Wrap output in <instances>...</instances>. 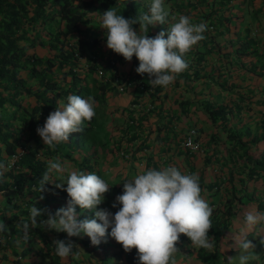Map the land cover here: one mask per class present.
I'll list each match as a JSON object with an SVG mask.
<instances>
[{"label": "crops", "instance_id": "obj_1", "mask_svg": "<svg viewBox=\"0 0 264 264\" xmlns=\"http://www.w3.org/2000/svg\"><path fill=\"white\" fill-rule=\"evenodd\" d=\"M164 3L168 10L178 0H165ZM212 6L218 10V15H221V9L227 8L222 13L230 16L232 20L228 26L221 27L206 20L205 23L211 27L203 33L205 38L186 54L188 68L167 88L154 87L157 95L149 94L134 82H120V79L124 80L138 67L139 62L135 56L131 61H125L122 57L117 61L116 70L110 75L107 74L114 87L108 93L111 101L108 102L107 97L105 106L112 104V113L119 117L124 105L130 110L134 109L132 112L135 111L139 116L133 125L123 128V136L118 138L113 152L107 156V160L112 157L114 163L104 161L102 164L95 163L94 167L102 179L122 186L123 181L132 179L145 169H152L154 164L159 168L176 166L185 174L195 173L200 178L202 197L213 208V214L218 212L219 215L226 202L232 198L231 193L226 191L229 187L226 174L218 170L219 162L229 150V142H214L222 139L226 131L232 130L242 137L252 155L264 153V0H229L223 4L221 0H213ZM187 9L194 18V14L203 12L190 6ZM192 17L189 16L191 22L196 24ZM97 19L91 17L89 24L85 25L87 29L95 32ZM157 33L159 31L154 26L147 35L151 37ZM246 40L254 42L247 46L248 53H235L234 48ZM144 79L149 83L147 74ZM115 89L121 94L114 93ZM133 103L138 105L137 108H131ZM207 104L228 106L230 111L226 119L211 120L205 110ZM104 112L108 113V110ZM190 126L197 129L199 148L195 151H189L180 145L186 129ZM117 131L119 132L118 129L112 130L110 134ZM216 133L218 135L213 136ZM261 163L264 167V156ZM5 164L4 170L14 168H6ZM259 174L258 179L248 183L246 193L241 195L239 202L233 198L234 214L223 228V236L218 242H214L213 250L195 248L181 234L177 244L179 251L174 254L175 264H229V258H232L231 264L239 263L242 253L236 246L235 239L243 227L244 213L256 210L258 201L264 198V168ZM55 179L57 182L62 180L56 177V172ZM216 183L217 191L214 189ZM59 200L60 192L54 187L47 188L40 196L24 193L5 199L0 193V218L7 228L0 232V264H37L35 246L23 249L26 241L22 238V229L16 224L17 220H11L12 209L15 208L16 212L26 210L27 215L21 216L27 220L31 205L40 204L58 210L61 208ZM52 204L56 205L51 206ZM67 206L66 203L65 207ZM76 212H80V209ZM112 213L115 214V211ZM40 220L38 219V224ZM77 220L82 221L78 217ZM39 227L51 237L48 229L43 225ZM259 227H264V222L248 232L247 238L254 239V234V237L261 240L259 248L264 256V234L256 232ZM110 230L109 228L108 231ZM211 232L212 229L209 230L210 237ZM6 233L8 237L5 241ZM34 233L29 231V236ZM64 234L68 242L74 245L73 254L68 257L73 264H138L136 250L125 253L122 246L110 236L106 235L99 245L93 246L86 235L68 237ZM33 237L38 243L42 242L38 234ZM248 264L252 262L249 261Z\"/></svg>", "mask_w": 264, "mask_h": 264}, {"label": "trees", "instance_id": "obj_2", "mask_svg": "<svg viewBox=\"0 0 264 264\" xmlns=\"http://www.w3.org/2000/svg\"><path fill=\"white\" fill-rule=\"evenodd\" d=\"M212 1L186 0L183 3V0H178V3L168 11L177 17L184 15L191 18L187 9V6H190L203 11L199 12L201 15L194 14L196 17H192L196 24L208 20L215 26H228L232 19L222 13L227 8L221 9V15H218ZM221 1L222 4L229 2ZM151 2L152 0H0V165H3V168H0L2 173L0 193L5 199L24 193L40 196L51 187L58 190L55 184L59 182L56 181L53 171L50 174V181L53 182L45 184L44 191H39L40 181L48 163L56 158L63 163V158L69 155L67 151L61 152V146L80 152L79 161L69 157L75 170L100 176L91 158L97 153V149H106L107 141L103 134L106 135L107 130L103 128L101 118L108 93L114 87L112 79L107 77V74L110 75L116 70L117 61L122 56L107 47L102 53H96L95 47L106 45L105 30L104 34L97 35L85 25L89 24L91 17L101 21L103 12L109 8H114L117 14L123 15L126 19L139 16L148 12ZM155 26L159 32L168 27L160 24ZM138 27V24L133 25L134 29ZM253 43L249 40L244 41L234 48L235 53H248L246 48ZM125 81L134 82L149 94L157 95L156 88L146 83L144 76L137 74L136 71L124 80L120 79V82ZM73 94L84 99L91 96L95 101L93 107L96 114L90 122H85L81 132L70 134L69 141L57 145L55 149L49 148L44 145L36 129L42 127L47 116L66 104L67 97ZM122 108L120 115L123 122L119 125V132H115L121 136L124 134L123 128L133 125L139 116L135 111L132 112L133 109L130 110L126 106ZM205 110L211 120L220 118L223 121L230 108L226 105L207 104ZM224 134V137L214 144L218 141L229 142V150L219 162L218 170L225 172V179L229 185L226 191L231 193L232 198L226 202L219 215L218 212L212 214L211 235L215 243L223 236V228L234 214L233 198L239 202L241 195L246 193L248 183L258 179L259 172L264 168L261 163L264 153L252 155L242 137L232 130ZM17 152L19 153L13 161L15 167L4 170L5 161ZM152 169L160 168L154 164ZM105 181L111 190L105 194L103 203L109 211L116 212L120 205L117 204V207L113 208L112 204L116 196L122 194L123 186L111 180ZM214 189L218 190V183L214 185ZM58 191L61 200L68 204L67 193L64 190ZM36 206L45 210V215L38 219H45L47 213L54 214L57 210L40 204ZM78 208L77 206V211ZM256 210L260 213L264 211V198L258 201ZM5 211L6 209L4 213ZM11 214L13 218L11 220H17L18 226L27 221L21 216L27 215L26 210L16 212L13 208ZM93 214L94 212L86 211L78 212L77 216L84 220L94 218ZM29 231L35 233L29 236L23 249L35 246L37 264H73L68 258L61 259L55 255L53 242L55 240L68 242L63 232L48 230L51 234V237H48L40 227ZM35 234L39 235L41 243L33 239ZM5 237L6 241L8 233Z\"/></svg>", "mask_w": 264, "mask_h": 264}, {"label": "clouds", "instance_id": "obj_3", "mask_svg": "<svg viewBox=\"0 0 264 264\" xmlns=\"http://www.w3.org/2000/svg\"><path fill=\"white\" fill-rule=\"evenodd\" d=\"M137 24L138 29H134L133 25ZM157 24L168 27L155 36H148L150 27ZM100 28L105 30L107 49L125 61L135 56L139 62L136 73L147 74L152 87L167 88L188 68L185 56L205 38L203 33L208 25L205 22L194 24L188 16L171 15L164 0H152L147 13L130 19L109 8L103 12ZM94 103L91 96L84 99L80 95H69L67 103L51 112L42 127H37L36 132L44 145L55 149L69 141L70 134L81 132L85 122H90L96 114ZM53 171L67 173L55 187L67 193L68 206L54 214L47 213V218L38 224L45 210L31 205L28 219L21 225L25 241L29 239V230L40 225L64 232L68 237L86 235L93 246L99 245L107 235L120 244L125 253L135 249L138 264H175L174 254L179 251L177 244L181 234L195 248L208 251L214 248V238L209 236L213 208L202 197L200 178L195 173L185 174L171 165L158 170L146 169L123 181V192L112 204L113 208L117 204L120 207L113 214L103 208L96 210L111 190L109 184L95 173L69 169L59 158L48 163L40 181V192L45 190V184L53 182L50 181ZM77 206L81 213L94 212V218L78 222ZM262 222L264 213L255 209L244 213L243 227L235 239L236 246L246 253L239 256V264H248L256 258L249 251L255 246L247 239V233ZM6 230V225L0 222V232ZM53 243L55 255L61 259L73 254L71 242L55 240Z\"/></svg>", "mask_w": 264, "mask_h": 264}, {"label": "rangeland", "instance_id": "obj_4", "mask_svg": "<svg viewBox=\"0 0 264 264\" xmlns=\"http://www.w3.org/2000/svg\"><path fill=\"white\" fill-rule=\"evenodd\" d=\"M165 2V0H164ZM166 6V4H165ZM99 24V25H98ZM95 33L97 35H102L104 34L102 28H100V21H97V23H95ZM96 53H102L103 51L106 50V45H102V46H98V47H95L94 48ZM118 66V64H117ZM120 66V65H119ZM119 86V85H118ZM114 93H118V94H121L120 91H118L117 89H115V92ZM108 98V102L111 101V97H109V95L107 96ZM113 105L108 103L104 110H108V113L104 112L101 120H102V124H103V128L104 129H107V134H103V137L105 136L106 138V149H97V153L94 154V156L91 158V161L95 164V163H99V164H102L104 163V161L110 163V164H113L114 163V159H112V157L107 160V156H109V153L110 152H113L112 150H114L115 148V144L118 140L119 137H122L121 135H117L115 133H111L110 132L112 130H116V129H119V125H122V122H123V119H121V116L119 117L118 115H114V113H112L114 111V108L112 107ZM125 106V105H124ZM118 116V117H117ZM118 125V126H117ZM108 132H109V135H108ZM121 140L123 141V139L121 138ZM31 143V142H30ZM86 145H83V147H85ZM69 152V155L68 157H64L63 159V164L68 167L69 169H73L75 170L74 166H73V162L71 159H69V157H73L75 160L79 161L80 159V152L76 151V149H72V150H68L66 149L64 146H61V152ZM58 156L60 157V155L58 154ZM112 156V155H111ZM114 157H115V154H114ZM9 161V159L7 160ZM65 174L67 175V173H64V174H58L56 173V177L57 178H62L65 176ZM66 187V186H65ZM58 190L62 191V189H59ZM61 201V205L60 207H65V201L63 200H59ZM56 204H52L51 206H55ZM107 209L106 206L104 205V203H102L101 205L97 206V209L96 210H99V209ZM108 210V209H107ZM78 217V216H77ZM256 232L260 235H263L264 234V227H259L257 228ZM254 239H249L247 238L249 241H251V243L255 246L253 250H249L250 252H253V254L255 255V259L253 260H250L252 262V264H264V256H263V253L261 251V248H259V246L261 245V240L254 237V234L252 236ZM177 248L179 249V246H177ZM240 250V249H239ZM240 252L242 253V255L246 254V253H243L241 250ZM233 261V260H232ZM229 263V262H228ZM239 264V263H238Z\"/></svg>", "mask_w": 264, "mask_h": 264}, {"label": "built area", "instance_id": "obj_5", "mask_svg": "<svg viewBox=\"0 0 264 264\" xmlns=\"http://www.w3.org/2000/svg\"><path fill=\"white\" fill-rule=\"evenodd\" d=\"M208 27L210 28L211 26L208 25ZM137 104L133 103L131 104V108H137ZM134 110V109H133ZM180 145L184 148H186L189 151H195L196 149L199 148V140L197 137V129L194 126H190L186 129V132L182 138V140L180 141ZM17 153L12 154L9 157V162L5 164L6 168H12L15 167V165L13 164L14 159L17 157Z\"/></svg>", "mask_w": 264, "mask_h": 264}]
</instances>
